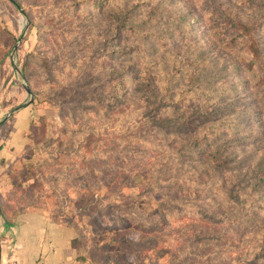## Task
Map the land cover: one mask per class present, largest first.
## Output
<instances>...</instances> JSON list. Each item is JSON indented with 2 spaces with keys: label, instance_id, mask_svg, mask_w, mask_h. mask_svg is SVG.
<instances>
[{
  "label": "rangeland",
  "instance_id": "374dc122",
  "mask_svg": "<svg viewBox=\"0 0 264 264\" xmlns=\"http://www.w3.org/2000/svg\"><path fill=\"white\" fill-rule=\"evenodd\" d=\"M17 1L25 11L16 8L10 0H0V63L6 62L7 71L14 74L17 86L25 92L22 102L13 104L12 108L31 100L27 106L32 109L28 145L14 169L26 173V165L35 162L48 177L59 178L58 182L61 179L60 187L54 184L61 197L60 203L55 204L59 211L53 203L49 204L52 215L76 227L74 245L94 264H201L199 259L185 254L187 244L183 248L181 238L193 239V230L205 231L206 227L215 225L185 217L186 213L180 212L177 205L186 201L195 208L218 211L211 208L213 204L206 199L205 189L188 181L174 180L155 183L153 191L141 196L130 194V198L125 199L126 189L123 191L122 186L135 179L139 183L140 179L132 176L149 172L148 165H157L165 154L150 149L156 148L151 145L130 143L128 138L140 135L154 142L167 136L150 126V118L143 119L145 122L138 119L141 99L134 92L131 73L126 71L124 78L118 80L120 75L115 72L125 63L122 56L112 51L122 45H98L110 24V12L92 10L84 0ZM140 2L131 16H145L147 10L159 7L154 17L164 25L161 32L168 33L182 18L192 22L189 31L192 37L188 42L177 37L166 38L170 43L166 51L155 42H148L153 47L147 49V61L166 69L177 63L183 74L200 71L203 75H213L229 65V72L217 79L213 94L240 111L233 115L235 119L230 124L225 116L215 124L230 126L232 164L239 161L243 169L247 163L254 164L264 155V93L257 94L256 90L247 88L246 80L251 79L252 85L258 76L252 74L250 78L240 72L234 63L236 56L224 51L221 41L213 40L208 31L211 22L234 15L241 21H256L264 14V5L243 0H212L215 11L209 2L202 0ZM135 3L136 0H115L113 9L121 5L128 10ZM131 40L129 37L126 44H131ZM153 71L157 78L161 77L159 67ZM241 79L243 81L239 82ZM23 83L32 95L26 93ZM134 94L136 100L127 105V98ZM200 103L195 102L192 108ZM159 111L162 116L171 114L164 107ZM220 113L218 111V115ZM133 120L140 123L136 130L128 126ZM209 131L216 132V128L211 127ZM89 134L97 136V140L89 142ZM30 143L34 144V151L28 155ZM139 151L148 154L150 161L143 159L147 164L138 165L142 160V156L137 155ZM122 158L126 159L123 167L128 168L127 160L134 161L128 171L117 167ZM179 171L178 177L185 175L193 182L201 178L187 168ZM168 176L176 177L170 170ZM16 195V200L20 201V196ZM46 195H50L49 186L38 194L40 198ZM259 195L264 202V188ZM23 198L26 199L24 195ZM159 202L175 207V215L166 214L167 218L160 224L158 217H149ZM127 206L134 208L135 215L130 216L132 211L126 212ZM190 247H199L196 239ZM237 252L224 250L228 264L238 259Z\"/></svg>",
  "mask_w": 264,
  "mask_h": 264
},
{
  "label": "trees",
  "instance_id": "16d2710c",
  "mask_svg": "<svg viewBox=\"0 0 264 264\" xmlns=\"http://www.w3.org/2000/svg\"><path fill=\"white\" fill-rule=\"evenodd\" d=\"M84 1L89 2V7L92 10L110 12L108 22L110 24L102 33L98 45L102 46L106 43L122 45L112 51L113 54L122 56V61L125 63L122 69L115 72L116 75H120L118 80L121 81L124 78L123 74L126 71L131 73L135 82L134 92L138 93L141 99L140 102L138 101L140 103L138 110L141 111L138 119L145 122L143 119L150 118V126L156 131H162L167 136L165 139L160 137L154 142H148L140 135L128 138L130 143L151 145L156 148L151 147L150 149L163 151L165 154L157 165H148L149 172L144 175L135 173L132 176L139 178V183L135 179L122 186L123 191L126 189L125 199H129L130 194L141 196L146 192L153 191L155 183L174 180L177 182L188 181L189 184L205 189L208 194L206 199L213 204L211 208L218 211L210 212V210H203L200 207L195 208L194 205L186 201L177 205L180 212L186 213L185 217L215 225L213 228L206 227L205 231L202 228L193 230V239L185 240L182 237V246L184 248L186 243L188 249L185 254L199 259L201 264H228L223 252L227 249L230 251L234 249L239 253L234 264H262L264 261V202L259 193L264 188V155L254 164L247 163L244 169L240 167L239 161L232 164L234 155H232L231 143L228 139L231 133L230 126L215 124L224 116L227 118V124H230L235 119L233 115L240 111L236 110L234 105L229 102H221L219 95L213 94L217 79L223 73L229 72V65L224 64L227 68L213 75L210 73L203 75V72L200 71L183 74V70H180L177 63L167 69L158 63H151L147 61V49L148 47L152 49L153 44H148V42H155L160 49L165 51L170 47L166 38L177 37L179 40L188 42L192 37L189 32L192 22L182 18L168 30V33L161 32L164 25L154 17L156 9L159 7L147 10L145 16L138 15L137 18H134L131 16L132 10L136 8L137 3H141L140 0H136V3L128 10L121 5L113 9L115 0ZM192 1L189 0V3ZM202 2H209L211 9L216 11L212 0H202ZM243 2L264 5V0H243ZM13 4L16 8L25 11L17 0H13ZM208 34L213 40L221 41L224 51L236 56L234 63L240 72L247 73L250 78L252 74L253 77L258 76L252 85L251 79L246 80L247 88L252 91L256 90L257 94L264 93V14L256 21H241L235 15L220 21H213ZM129 37L132 40L131 44L127 45ZM133 57L135 58L133 59ZM156 67H159V72L162 74L159 78L153 71V68ZM108 75L109 78L112 77L111 74ZM241 81L243 80H239V82ZM136 98V94L130 99L127 98L126 104L131 105ZM198 101L201 103L195 109L192 108L193 104ZM211 103L214 105L210 107ZM221 104L224 105L221 106ZM163 107L171 113L169 116L159 114V108ZM218 111L221 112L220 115H218ZM207 123H210L209 127L201 128ZM138 125L140 123L134 120L128 123V126L133 130H136ZM211 127H215L216 132H210L209 128ZM92 139L93 141L97 140V136L89 134V142ZM90 145L91 143H89V156L92 150ZM33 146V143L29 144L28 155L34 151ZM139 153L137 155L142 156V160H139L141 164L138 165L147 164V162H143L145 161L143 159L146 157L147 161H150L148 154L140 151ZM123 161L125 162L126 159L122 158L117 167L128 171L134 161L127 160L128 168L122 166ZM180 168L181 170L187 168L201 178L193 182L190 177L185 175L178 177ZM168 169L171 172L174 171L177 178H169ZM26 170V173L18 172L15 169L9 171L13 189L6 196L10 204L3 206L6 213L18 208H50L49 204L55 205L61 201L59 192H56V186H54L57 184L60 187L61 179L58 182L59 178L48 177L45 172L37 168L35 162L27 164ZM155 175L157 178L153 179ZM80 179H84V177L80 176ZM29 180L31 181L29 182ZM47 186L50 187V195L40 198L38 194L42 188ZM187 192L192 193V190H187ZM16 194L20 196V201L16 200ZM23 195L27 200L23 198ZM174 208V206L159 202L149 217H158L160 224L167 218L166 214L175 215ZM56 210L59 211V208L56 207ZM125 210L126 212L132 211L129 213L130 216L135 215L134 208L127 206ZM0 211L2 212L1 207ZM195 239L199 244L197 249L200 248V251L190 247ZM75 242L74 239L73 245ZM232 243L235 245L233 246ZM75 246L78 247V245Z\"/></svg>",
  "mask_w": 264,
  "mask_h": 264
},
{
  "label": "crops",
  "instance_id": "0c3cea01",
  "mask_svg": "<svg viewBox=\"0 0 264 264\" xmlns=\"http://www.w3.org/2000/svg\"><path fill=\"white\" fill-rule=\"evenodd\" d=\"M24 98L6 62L0 63V264H93L73 245L76 227L53 217L50 208L4 211V205L10 204L6 196L13 189L9 171L28 145L31 106H21L1 120Z\"/></svg>",
  "mask_w": 264,
  "mask_h": 264
},
{
  "label": "water",
  "instance_id": "95a60500",
  "mask_svg": "<svg viewBox=\"0 0 264 264\" xmlns=\"http://www.w3.org/2000/svg\"><path fill=\"white\" fill-rule=\"evenodd\" d=\"M12 3H13V0H10ZM23 88H24V90L26 91V93H28V94H30V95H32V93H31V91H30V89H29V87L25 84V83H23ZM31 102V100H29L26 104H22V105H19V106H16V107H14V108H12L11 110H10V112H8L7 114H6V116L3 118V120H1L2 122H4L15 110H17L19 107H21V106H25V105H27V104H29Z\"/></svg>",
  "mask_w": 264,
  "mask_h": 264
}]
</instances>
